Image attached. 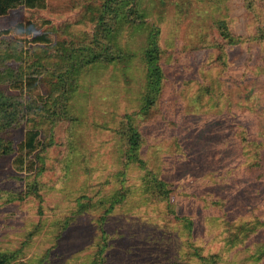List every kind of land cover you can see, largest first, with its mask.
Here are the masks:
<instances>
[{
    "label": "rangeland",
    "instance_id": "374dc122",
    "mask_svg": "<svg viewBox=\"0 0 264 264\" xmlns=\"http://www.w3.org/2000/svg\"><path fill=\"white\" fill-rule=\"evenodd\" d=\"M154 1L145 6L161 28L164 79L149 111L141 109L146 31L132 27L118 36L131 57L84 70L68 117L51 125L25 116L10 130L16 144L36 124L47 150L37 178L14 165L16 152L0 156V253L14 254L9 264H264V40L208 46L223 41L220 18L234 34H256L264 0L254 13L243 0ZM47 3L0 16V30L48 20L36 34L54 38L0 37V71L39 74L28 68L37 53L91 44L101 0ZM39 76L45 97L54 76ZM9 86L0 82L19 101L41 103ZM126 114L143 136L148 170L170 182L169 201L144 191L146 170L126 165ZM123 186L127 198L107 212Z\"/></svg>",
    "mask_w": 264,
    "mask_h": 264
},
{
    "label": "trees",
    "instance_id": "16d2710c",
    "mask_svg": "<svg viewBox=\"0 0 264 264\" xmlns=\"http://www.w3.org/2000/svg\"><path fill=\"white\" fill-rule=\"evenodd\" d=\"M101 1V5L96 8L95 30L90 45L86 44L69 50H63L62 47L63 53H61L62 50L57 44L54 48H52L53 46L47 47L45 53H37L30 60L28 68L39 67L40 71L38 72L42 76L46 73L54 76L47 96L44 97L40 93L41 79L39 74L34 71L28 74H14L12 70L0 71V82L10 83V89L26 92L28 95H35L37 99H41V103L33 99L24 103L0 87V156L16 152L14 165L18 169L27 170V172H36L35 178L40 176L44 170L43 153L47 150V145L40 139V130L36 129V124L42 121L45 124L53 125L62 117L69 116L66 107L73 89L81 82V74L84 70L105 63L126 62L131 57L132 54L120 44L118 39L125 29L137 27L146 31L147 45L143 50V62L147 71V79L142 94L141 109L149 111L151 105L156 104L157 97L161 94L164 79V70L160 63L159 37L161 28L148 20L150 11L145 6V4L150 6L149 3L152 0ZM201 1L205 2L206 0ZM243 1L248 10L253 13L257 11L258 0ZM47 6V0H0V16L7 15L11 10L19 7L45 9ZM216 22L223 41L208 44L209 47H216L224 51L226 45H236L244 40H264V26L260 22L256 23L257 33L250 37L234 34L228 20L224 18L217 19ZM49 23L48 20L40 23L32 20L17 22L8 28L1 29L0 37L10 35L19 42L50 45L54 41L52 35L45 32L36 34L41 27ZM50 58H56L58 61L53 62ZM31 115L37 116L39 120L35 122V127H30L25 131L24 139L15 144L10 137V130L25 116L31 117ZM125 117L121 124L120 134L124 138L126 165L137 163L146 170L147 173L143 177L144 191L155 198L169 201L171 198L170 182L148 170L146 161L140 157L139 153L143 136L131 115L126 114ZM250 144H253V141ZM37 183L38 181L35 179L30 184L33 192H37ZM128 193L129 190L126 191L124 186L114 191L109 199L111 204L106 211H110L118 203H123ZM13 255L0 253V264H9Z\"/></svg>",
    "mask_w": 264,
    "mask_h": 264
}]
</instances>
